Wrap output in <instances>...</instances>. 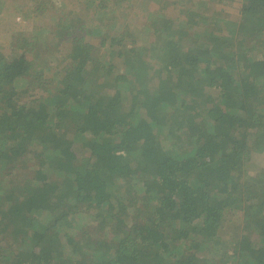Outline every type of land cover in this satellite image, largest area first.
Listing matches in <instances>:
<instances>
[{
    "label": "trees",
    "instance_id": "trees-1",
    "mask_svg": "<svg viewBox=\"0 0 264 264\" xmlns=\"http://www.w3.org/2000/svg\"><path fill=\"white\" fill-rule=\"evenodd\" d=\"M26 1L53 24L2 44L0 0V264H264V0Z\"/></svg>",
    "mask_w": 264,
    "mask_h": 264
},
{
    "label": "rangeland",
    "instance_id": "rangeland-1",
    "mask_svg": "<svg viewBox=\"0 0 264 264\" xmlns=\"http://www.w3.org/2000/svg\"><path fill=\"white\" fill-rule=\"evenodd\" d=\"M11 2L15 3L16 6H14L13 3H12V5H10V7H11L10 8V11H11V13L13 15L7 14L6 20L2 23L3 26H4V29L7 27V29L4 31L5 34L4 35H1L2 44L6 43V41L8 39L7 32H9V29L12 28V27H14V24H12V23H14L13 20L15 18L13 12L16 11L14 9H18L20 11V13H24V14L27 13V15L30 16V18L24 19L25 23L28 25V28H25L26 31L32 30L33 26L34 27H42L43 28V27H46V26L50 27L53 24L51 22V17L53 16V13L52 12L48 11V12H45L43 14H40L39 16H35L34 15V16H32L34 18H32L31 17V14H32L31 8L30 9L28 8V5L26 4V2H27L26 0H9V3H11ZM75 2H76L75 0H60V2H55V5L58 4V3H61L64 6L66 5L67 8L72 9L74 7V5H75L74 4ZM168 11L171 12V15L172 16L178 14V10L175 9V8H173V7H169L168 8ZM4 15H6V13H4ZM146 15H147V12L146 13L145 12H141L137 16L138 22L139 23L144 22L147 19V16ZM33 19H34V21L36 19V22L35 23L33 22ZM29 22L31 24L34 23L35 25H32L31 26V24ZM45 36H41V38H44L45 39ZM149 40H151V39H149ZM104 51H105V49L104 50L101 49V53H104ZM251 159H252L251 161L253 162V164H256V165H259V166L264 167V151L261 152V153H253Z\"/></svg>",
    "mask_w": 264,
    "mask_h": 264
}]
</instances>
